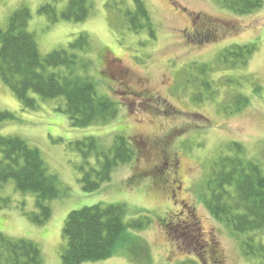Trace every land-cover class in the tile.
<instances>
[{
	"label": "rangeland",
	"instance_id": "374dc122",
	"mask_svg": "<svg viewBox=\"0 0 264 264\" xmlns=\"http://www.w3.org/2000/svg\"><path fill=\"white\" fill-rule=\"evenodd\" d=\"M68 1L0 0V26L6 28L18 8H29L27 30L34 33L43 56L68 49L84 33L90 48L78 52L75 70L85 72L98 94L114 102L116 113L74 126L59 106L63 97L31 93L38 106L27 108L0 76V109L15 116L1 124L0 135L19 136L38 148L59 188L58 196L46 200L50 218L37 223L36 194L19 190L9 179L0 186V232L36 243L42 264H66L62 229L68 213L94 204H123L125 221L145 224L128 229L142 245L139 260L120 248L109 258L77 264H182L189 259L213 264V256L222 264H264L262 253H246L242 245L253 234L264 244V228L234 231L212 215L203 198L213 162L222 153L233 154L236 143L243 147L241 155L264 173V0L250 13L227 9L220 0H144L155 23L154 37L146 29L129 27L125 14L135 8L134 0H90L91 12L84 20L51 21L40 12L53 4L60 14ZM242 45L256 46L247 64L226 67L217 62L223 50ZM194 63L210 65L204 73L210 87ZM239 94L248 101L236 109ZM119 136L132 148L131 158L114 166L99 188L87 191L82 179L100 167ZM166 159L179 161L183 189L178 196L194 206L199 225L168 229L170 214L179 208H168L173 172L160 164ZM144 170L148 173L139 175Z\"/></svg>",
	"mask_w": 264,
	"mask_h": 264
},
{
	"label": "trees",
	"instance_id": "16d2710c",
	"mask_svg": "<svg viewBox=\"0 0 264 264\" xmlns=\"http://www.w3.org/2000/svg\"><path fill=\"white\" fill-rule=\"evenodd\" d=\"M220 2L237 13H250L263 5V0ZM134 7L126 10L129 27L133 31L146 29L154 37L156 27L145 1L134 0ZM91 8L90 0H69L60 14L56 13L53 4L42 6L40 12L47 14L51 21L84 20ZM31 17L30 9L22 6L10 16L6 28L0 26V76L3 82L27 108L38 106L31 93L43 98L63 97L65 102L59 106L74 126H86L114 115V102L98 94L95 83L85 72L79 74L75 70L78 52H86L90 48L87 36L82 33L68 49L54 50L43 56L34 33L27 30ZM205 37L209 39L210 34ZM255 48V45L227 48L220 53L217 62L226 67L245 65ZM58 66H63L66 71L50 70ZM208 66L200 64L197 67L198 74L210 87V81L204 74ZM201 98L202 95L198 100ZM247 101L241 94L234 97L236 109H241ZM14 117L13 113L0 109V126ZM118 138L110 152L104 153L100 167L91 168L82 179L87 184V191L99 188L102 182L111 178L114 166L131 158L132 148L124 137ZM95 143L96 140L91 138V146L94 147ZM234 147L233 154L222 153L213 162L203 198L216 219L226 222L234 231L255 233L264 228V173L259 164L241 155L243 147L240 144L236 143ZM9 179L15 181L19 190L36 194L39 212L33 215L34 219L37 223L46 222L52 214L46 200L59 194L57 175L48 171L38 148L30 146L19 136L0 135V186ZM125 215L123 204H94L69 212L62 229L65 238L61 255L63 262L77 264L106 259L120 248L128 249L126 251L132 255V260H139L142 245L128 229H143L145 224L139 219L125 221ZM242 245L246 253L258 251L264 255V244L256 239L255 234L246 237ZM212 262L222 264L217 256L212 257ZM183 263L198 264L190 259ZM0 264H42V253L33 241L10 238L0 232Z\"/></svg>",
	"mask_w": 264,
	"mask_h": 264
},
{
	"label": "flooded vegetation",
	"instance_id": "af4514ba",
	"mask_svg": "<svg viewBox=\"0 0 264 264\" xmlns=\"http://www.w3.org/2000/svg\"><path fill=\"white\" fill-rule=\"evenodd\" d=\"M199 34V33H198ZM160 164L163 166V168H167V166H170V169L172 170L173 174L171 175L170 179V187H171V196H170V201L168 202V208L171 209V206L174 205L175 207L179 208L178 212L176 210H172L173 212L170 214L173 223L169 224L166 223V225L169 224L168 229H172L174 227H179L181 225H185L186 229L188 226H196L200 224V219L198 215L195 213L194 206H191L190 203L187 202L185 198H180L178 196V191H182L183 186H182V179L181 176L179 175V161L178 160H162ZM148 173V170H144L139 175H146ZM170 173V172H169ZM171 174V173H170ZM176 208V209H177ZM180 215H185L186 219H181ZM168 220V218H167ZM174 220V221H173ZM176 221V223H175ZM187 224V225H186ZM175 229V228H174ZM194 230L197 231V234H199V231H201V227L197 226L194 227ZM190 235H193L191 232ZM211 244V242H209ZM202 254H198L197 258L200 259ZM208 264V263H206Z\"/></svg>",
	"mask_w": 264,
	"mask_h": 264
}]
</instances>
